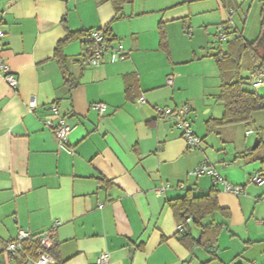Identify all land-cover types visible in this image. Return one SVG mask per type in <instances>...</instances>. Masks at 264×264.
I'll return each mask as SVG.
<instances>
[{"label": "crops", "instance_id": "crops-1", "mask_svg": "<svg viewBox=\"0 0 264 264\" xmlns=\"http://www.w3.org/2000/svg\"><path fill=\"white\" fill-rule=\"evenodd\" d=\"M126 5L116 15L110 0H0V60L18 79L13 91L0 76V264H21L1 251L19 230L40 234L55 220L62 223L53 249L59 264H96L104 252L109 264H264V187L249 182L255 173L264 175V153L246 157L243 142L232 159L229 127L208 131L207 122L224 111L213 55L197 57L196 46L173 47L168 39V54L161 51L157 26L182 19L185 11L172 15L165 3L157 9ZM216 13L218 20L202 25L228 22L221 7ZM100 28L123 42L127 58L112 62L105 55L98 66H87L91 47L80 36L61 49L67 82L55 58L58 44L69 32ZM31 98L36 108L29 110ZM98 103L105 114L93 109ZM51 104L72 128V154L58 149L43 123H56ZM156 106H187L199 149L187 150ZM260 145L257 140L255 148ZM204 160L243 193L218 186V204L229 217L218 212L203 222L223 224L216 247L188 249L181 238L190 234L198 242L200 231L191 222L182 231L167 203L213 188L210 177L188 175Z\"/></svg>", "mask_w": 264, "mask_h": 264}, {"label": "trees", "instance_id": "trees-1", "mask_svg": "<svg viewBox=\"0 0 264 264\" xmlns=\"http://www.w3.org/2000/svg\"><path fill=\"white\" fill-rule=\"evenodd\" d=\"M112 2L115 14L122 12L123 6L131 0H110ZM227 23H223L220 27L226 33L225 49L218 48L217 53L213 54L215 64L220 75V86L217 101L223 105V115L219 119H213L207 122L209 132L215 131L217 128L231 127L237 125H248L253 114L264 112V94L260 95L256 90L252 89L249 84V77L243 79L239 77L237 80H228L229 71H234L239 75L241 69V59L245 54H248L251 60L252 70L256 72H264V2L260 11V29L257 38L251 42L245 40L242 34L237 31H231L226 27ZM106 30H108L106 28ZM89 31V30H88ZM88 31L85 32H69L67 38L60 42L55 51V58L64 71L67 82L70 81L65 57L62 54V47L65 43L79 39L81 36L85 38ZM159 47L161 51L168 54L167 37L162 24L159 25ZM109 32V31H108ZM110 34V33H109ZM111 35V34H110ZM86 43V42H85ZM222 43V42H220ZM218 190L212 188L204 195H194L191 191L180 198L168 201V206L171 209L177 226L182 229L186 228L185 218H190V222L200 231L198 242L186 234L181 238L183 244L188 241V249L195 246L196 243L206 250L215 249L217 238L223 228V224L211 222L203 224L204 220L214 215L215 213L222 214L223 217H229V212L220 208L217 201ZM52 255L57 261L54 251ZM26 263L21 260V264ZM57 264L59 262L57 261Z\"/></svg>", "mask_w": 264, "mask_h": 264}, {"label": "built area", "instance_id": "built-area-1", "mask_svg": "<svg viewBox=\"0 0 264 264\" xmlns=\"http://www.w3.org/2000/svg\"><path fill=\"white\" fill-rule=\"evenodd\" d=\"M218 32V41L225 42L227 39L225 31L220 27ZM2 36L3 33L0 32V37ZM84 39L86 44L91 47V52L85 59L87 66H98L105 55H108L112 62L124 60L128 56L123 45L121 43L116 44L106 28L89 30ZM0 76L11 90L16 91L18 89L17 76L9 70L8 66L2 60H0ZM249 84L256 91L264 88V72L251 71ZM166 85L172 86L171 77L167 78ZM144 102L143 98L137 99L138 105ZM28 108L29 110L36 108L34 99L31 98L29 100ZM48 109L56 117V123L53 124L50 120L46 119L43 121L44 125L52 130L58 149L72 154L73 150H71L68 144V137L72 130L71 126L67 123L66 118L59 114V110L55 104H51ZM93 109L100 115H103L107 108L104 104L98 103L93 105ZM154 111L157 117L173 121V127L180 132L187 150L195 151L199 149L201 138L195 134L192 123L188 119L190 110L187 106L179 108L156 106ZM250 134H252L251 131H246V135ZM222 165L224 167L228 166L227 163H223ZM188 175L194 178L202 176L210 177L214 188L217 189L218 186H221L224 192L234 196H239L243 193L242 187L228 182L207 160L200 162ZM249 182L255 186L264 187V175L262 173H255L250 177ZM168 189L169 186L167 185L159 188L157 193L162 194ZM185 222H190V218H185ZM61 224L60 221L55 220L47 230L40 234L19 230L13 240L3 244L1 251L9 261L23 260L28 264H57V261L52 255V251L55 247L58 228ZM96 264H109V254L105 252L99 254Z\"/></svg>", "mask_w": 264, "mask_h": 264}, {"label": "rangeland", "instance_id": "rangeland-1", "mask_svg": "<svg viewBox=\"0 0 264 264\" xmlns=\"http://www.w3.org/2000/svg\"><path fill=\"white\" fill-rule=\"evenodd\" d=\"M216 2H219L220 6H218ZM164 3L169 7L171 6V9L167 12L172 15L180 11H185V14H187L182 19L179 18L176 21L165 23L164 30L166 29L165 33L167 39L170 40L169 42L173 47L196 46L197 57L206 53L213 55L217 53L220 47L222 50L225 49V42L220 43L218 41V31L220 26H223L224 21H218L215 25H202L203 20H218L219 15L216 12L220 10V7L221 10L225 11V21H228L233 28L238 29L245 40L251 42L255 40L259 34L262 0H134L132 4H128L126 7L130 10L132 8L138 9V7L143 6L146 7V9H157L154 7H159ZM212 9L217 10L211 11ZM202 11L210 12L201 14ZM183 20H185L184 23L182 22ZM115 43L123 44L122 41H116ZM167 44L169 43L167 42ZM163 55L167 57V54ZM209 60L215 64L214 58L209 57ZM251 70L252 65L250 57L248 54H245L241 59L239 75L231 70L229 72L232 73L228 77V80L235 81L239 77L246 79L249 77ZM257 93L263 95L264 88L257 90ZM246 131H251L252 134L246 136ZM227 132L229 140L228 152L230 156L233 157L232 159L239 155L238 150L243 142H245L243 149L247 155L246 157H251L253 160L264 153L263 111L253 114L252 120L248 125L232 126L227 129ZM220 136L221 138L225 137V133H221ZM257 140H261V145L255 148Z\"/></svg>", "mask_w": 264, "mask_h": 264}]
</instances>
